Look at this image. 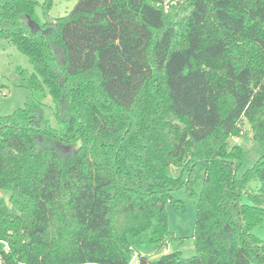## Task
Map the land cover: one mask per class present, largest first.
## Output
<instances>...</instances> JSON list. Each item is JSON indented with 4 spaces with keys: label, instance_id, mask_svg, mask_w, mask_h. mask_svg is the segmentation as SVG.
Here are the masks:
<instances>
[{
    "label": "trees",
    "instance_id": "1",
    "mask_svg": "<svg viewBox=\"0 0 264 264\" xmlns=\"http://www.w3.org/2000/svg\"><path fill=\"white\" fill-rule=\"evenodd\" d=\"M162 1L77 0L49 20L43 0L41 21L37 0H0V49L32 67L14 78L32 95L0 116L3 264H125L128 233L167 244L164 204L196 178L195 254L138 264H264V0Z\"/></svg>",
    "mask_w": 264,
    "mask_h": 264
},
{
    "label": "rangeland",
    "instance_id": "2",
    "mask_svg": "<svg viewBox=\"0 0 264 264\" xmlns=\"http://www.w3.org/2000/svg\"><path fill=\"white\" fill-rule=\"evenodd\" d=\"M35 8L36 16L42 21L43 14L41 3ZM77 0H52L48 12L49 20L67 14ZM20 66L28 71L32 70L27 58L15 48L0 49V84L3 85L0 91V116L12 113L16 108L22 107L24 102L32 95L31 91L14 84L15 68ZM43 114L50 121L53 127H58V122L52 111V98L48 94L44 99ZM240 126L244 132L248 129V123L244 120ZM233 141V139H230ZM242 144L246 153V164L250 166L257 158L256 144L249 135L239 137L236 140ZM192 192L188 193L185 188H178L172 191V200L164 204L166 212L167 229L171 232V237L165 246L159 247L158 243L151 240L150 229H145L139 233H128L127 238L133 247V254H145L148 259L155 260L163 252L180 251L182 257H190L195 254V245L192 238L194 222L197 212V197L202 188L199 178L192 181ZM249 187L257 189L258 182L251 181ZM243 201L246 202L245 196ZM252 233L260 239H264V214L261 222L252 229Z\"/></svg>",
    "mask_w": 264,
    "mask_h": 264
},
{
    "label": "built area",
    "instance_id": "3",
    "mask_svg": "<svg viewBox=\"0 0 264 264\" xmlns=\"http://www.w3.org/2000/svg\"><path fill=\"white\" fill-rule=\"evenodd\" d=\"M180 0H163L161 3V7L164 12L170 11ZM237 140V138H235ZM10 252V245L8 241L0 239V264H3L5 259L4 257L8 255ZM139 258L137 254H133L130 259L125 264H138ZM94 264V263H93Z\"/></svg>",
    "mask_w": 264,
    "mask_h": 264
},
{
    "label": "water",
    "instance_id": "4",
    "mask_svg": "<svg viewBox=\"0 0 264 264\" xmlns=\"http://www.w3.org/2000/svg\"><path fill=\"white\" fill-rule=\"evenodd\" d=\"M28 25H29L32 32H36L40 28L39 24L32 19L28 20ZM65 149H69V147L66 146Z\"/></svg>",
    "mask_w": 264,
    "mask_h": 264
}]
</instances>
